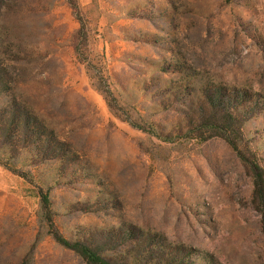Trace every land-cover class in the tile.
Here are the masks:
<instances>
[{"label": "rangeland", "instance_id": "rangeland-1", "mask_svg": "<svg viewBox=\"0 0 264 264\" xmlns=\"http://www.w3.org/2000/svg\"><path fill=\"white\" fill-rule=\"evenodd\" d=\"M55 233L264 264V0H0V264H89Z\"/></svg>", "mask_w": 264, "mask_h": 264}, {"label": "trees", "instance_id": "trees-1", "mask_svg": "<svg viewBox=\"0 0 264 264\" xmlns=\"http://www.w3.org/2000/svg\"><path fill=\"white\" fill-rule=\"evenodd\" d=\"M76 52L79 57L82 56L81 50L79 47L76 48ZM11 166V165H10ZM14 168V167H10ZM16 171V169H13ZM42 201L45 207H48L50 203L49 193L48 192H41ZM56 240L65 247H68L76 252H78L89 264H122L119 262H115L103 257L97 250L85 245L80 241H70L65 239L59 233H55Z\"/></svg>", "mask_w": 264, "mask_h": 264}]
</instances>
